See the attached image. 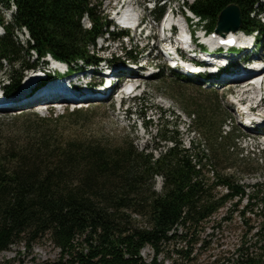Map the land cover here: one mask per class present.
I'll use <instances>...</instances> for the list:
<instances>
[{
    "label": "trees",
    "instance_id": "trees-1",
    "mask_svg": "<svg viewBox=\"0 0 264 264\" xmlns=\"http://www.w3.org/2000/svg\"><path fill=\"white\" fill-rule=\"evenodd\" d=\"M175 2L212 32L223 10L236 5L240 31L255 35L258 47H264L261 0H165L153 11L155 22ZM0 4L13 10L11 22L0 15V65L12 67L2 91L10 97L18 92L24 73L35 66L18 59L23 50L18 33L27 34L30 54L39 60L54 58L71 70L103 62L91 50L98 40L117 42L124 37L123 30L112 29L103 1ZM126 56L138 58L132 50ZM172 78L188 82L175 73ZM199 110L194 128L203 149L193 140L185 147L177 139L178 125L171 126L160 114L157 136L151 137L154 143L158 140V157L129 138L116 145L77 136L65 140L42 121L26 124L13 138L0 137V253L19 243L29 246L48 239L60 257L44 264H160L168 244L180 239L196 246L200 230L226 210L220 220L232 223L237 213L243 228L227 254L236 264H264V182L247 185L237 178V172L252 171L240 154L233 157L236 139L221 128L215 130L212 107ZM141 120L150 134L154 121L146 114ZM159 177L160 192L155 189ZM147 248L154 253L150 261L142 256ZM184 256L192 260L190 251Z\"/></svg>",
    "mask_w": 264,
    "mask_h": 264
},
{
    "label": "rangeland",
    "instance_id": "rangeland-1",
    "mask_svg": "<svg viewBox=\"0 0 264 264\" xmlns=\"http://www.w3.org/2000/svg\"><path fill=\"white\" fill-rule=\"evenodd\" d=\"M102 1V11L108 16L109 20H113L109 8L114 7V0H99V3ZM129 1L132 7L135 8V11L132 12L136 14L140 12L147 31L142 34L132 31L130 35L133 38L130 43L128 40L104 42L106 39L104 37L98 40L95 49L92 48L91 50L101 58L107 60L118 59L119 61L114 65L115 68L127 67V69H130L128 68L130 64L126 57V51L132 50L133 56H137L142 65L145 61H148L149 65L154 67V71L156 68L159 69L161 72V74L159 72V80V75L140 78V73L136 70L137 74L134 73L130 76L132 78L129 77V82L140 84L139 90L129 96L122 105L120 96L115 95L107 100L98 101V103L56 104L33 107L23 111L0 112V137L13 138L19 134L18 132L26 124H35L37 121H42L50 129H56L58 135H61L65 140L77 136L83 139L100 141L104 145H116L129 138L135 141L140 150L149 149L158 157L159 150H156L158 140L154 143L151 137L157 136L155 125L160 122V114L165 115L164 121L171 126L178 125L177 139L188 148L190 146L189 142L192 140L201 143V145L204 143L198 135L199 132L194 128V121L201 107H212L213 112H211V115L215 116V130L221 128L236 139L234 145L236 149L233 152V157L235 158V155L240 154V159L248 162L250 167L248 168L252 171L250 173L237 172V178L247 185H254L259 181L264 182V132L261 131L263 126H259L255 133L246 132L234 108V100L230 96L241 87L237 85L220 86L216 82V78L210 79L211 76L205 78L203 75L193 77V83L189 81L178 83L173 80L171 70L166 68V61L160 58L161 53L158 50L157 42L151 38H146L150 34V28L153 29L152 36L159 40L162 38L161 25L155 22L153 13H151L153 4H150V8H145L143 0H122V2ZM147 2H150V0H147ZM170 7L172 12L179 15L176 17V21L181 24L183 22L181 17V14H183L182 4L175 2L171 3ZM171 9L167 8L166 13H171ZM12 11L5 9L0 4V15L7 22L12 20ZM183 15L186 17V14ZM262 17L264 18V15ZM83 25L88 28L89 20L84 19ZM193 25L199 31L198 35L202 34V29H206L202 27L203 25L197 24V21ZM2 35L3 29L1 28L0 36ZM18 37L23 47L18 59L26 64L30 63L43 67V62L48 61V59L37 62L36 55L29 52L27 34L18 33ZM257 55L264 56V47L257 48ZM161 56L163 55L161 54ZM240 61L241 59H237L227 73H231V70H236L237 67L244 68V65L239 63ZM93 69V67H87L89 71ZM15 70L21 71V68L16 66ZM11 72L10 63L0 65V97H3L2 88L7 84ZM26 74L25 72L23 76ZM220 77L226 78L225 75L221 74ZM76 87L85 89L82 82L78 83ZM102 88L96 87L100 91H102ZM25 92L23 88L15 97ZM245 94L247 95L239 98L250 100L253 97L248 94H257V89ZM139 99L145 100L146 103L144 105L138 103ZM257 102L258 97H255L253 104ZM258 108L260 107L258 106ZM144 114L147 115V119L154 121V125L149 128L150 134L146 132L142 125L141 116ZM258 115L264 118V107L259 109ZM225 116H228V121H223ZM188 125L192 130L189 129ZM203 146H201L202 149ZM204 149L209 154L208 145ZM162 184L163 181L159 177L155 188L158 192L161 191L160 186ZM224 213H226V210L206 223L203 229L200 230L199 242L196 246L191 247L187 241L180 239H175V241L168 244L165 253L159 257L160 264H208L214 262L236 264L235 257L227 254V252L229 247L236 242L237 236L243 228L237 213L232 216V223L222 222L220 219ZM189 251L192 258L190 262L184 256ZM153 255L154 253L150 248L145 249L142 253L143 258L147 261H150ZM59 257L60 252L54 244L48 239H44L29 246L26 243H19L10 247L9 250L0 253V262L44 264L48 261H56Z\"/></svg>",
    "mask_w": 264,
    "mask_h": 264
},
{
    "label": "bare ground",
    "instance_id": "bare-ground-1",
    "mask_svg": "<svg viewBox=\"0 0 264 264\" xmlns=\"http://www.w3.org/2000/svg\"><path fill=\"white\" fill-rule=\"evenodd\" d=\"M125 4H129L130 6H132L130 1L126 2ZM132 11H135V8H132ZM138 18H139V20L143 21V17H141L140 12L138 13ZM240 33L241 32L232 33V34L234 36H237ZM241 38H242V35H241ZM244 43H245V41H244ZM212 65L215 66L217 64L213 63ZM190 70L191 69H189V73H191ZM186 72H188V71H186ZM251 72H252L251 70H249L245 67L244 68L237 67L236 70H231V73H228V75L229 74L238 75L237 77L232 78L231 76H229L226 78H221L217 75H212L210 77V79L216 78V82L219 83L220 86H224V87L230 86V85H237V86L242 88L243 95H247L245 93L253 92V90L257 89L255 86L251 85V82L254 79H252V81L245 80L246 78L253 77L252 75H254V74ZM114 73L117 76L127 77V80L129 82L130 81L129 79L132 78L130 76H132L134 74V71H132V69H127L126 67H116V68H114ZM193 75L194 74H189V76H188L189 80H192L191 78ZM258 78H262L264 80V73L261 74L259 77H257V79ZM249 82H250V84H249ZM246 83H248V85ZM25 91H26L25 93H22L20 96L11 100V103H8V104H6V103L4 104L3 101L9 100V102H10V99L0 98V109H2L5 112H14V111H21V110L23 111V110L31 109L33 107H41V106L43 107V106L56 105V104L60 105V103H58L59 100L62 102L61 104H68V102L66 101L67 96L62 97V95H56V93L53 94L54 91H57V87L54 85H51V84H48L45 88L40 89V88H38L37 83H31L30 85H28L25 88ZM68 91L69 90H66V92H68ZM73 92L77 97L75 99H73L72 101L75 100V102L78 104L79 103L80 104L98 103V100H100L98 97L94 96L98 93L93 92V91L85 92V91H81V90L80 91L76 90ZM258 93L259 92L257 89V94ZM257 94H248V95H252V97H253L252 99H254L255 98L254 96H257ZM109 97H111V94L109 95ZM259 107L261 108L260 105H259ZM261 131L264 132V126H263Z\"/></svg>",
    "mask_w": 264,
    "mask_h": 264
},
{
    "label": "water",
    "instance_id": "water-1",
    "mask_svg": "<svg viewBox=\"0 0 264 264\" xmlns=\"http://www.w3.org/2000/svg\"><path fill=\"white\" fill-rule=\"evenodd\" d=\"M241 27L240 10L236 5L228 6L219 16L216 32L220 35L236 33ZM162 188V186H160Z\"/></svg>",
    "mask_w": 264,
    "mask_h": 264
}]
</instances>
